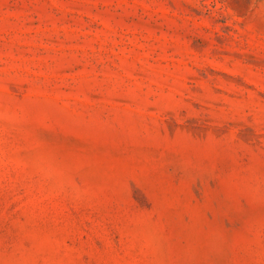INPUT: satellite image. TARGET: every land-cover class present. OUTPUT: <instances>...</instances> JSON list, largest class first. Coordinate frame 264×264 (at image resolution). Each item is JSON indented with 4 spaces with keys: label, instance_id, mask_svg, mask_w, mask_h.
I'll use <instances>...</instances> for the list:
<instances>
[{
    "label": "rangeland",
    "instance_id": "rangeland-1",
    "mask_svg": "<svg viewBox=\"0 0 264 264\" xmlns=\"http://www.w3.org/2000/svg\"><path fill=\"white\" fill-rule=\"evenodd\" d=\"M0 264H264V0H0Z\"/></svg>",
    "mask_w": 264,
    "mask_h": 264
}]
</instances>
